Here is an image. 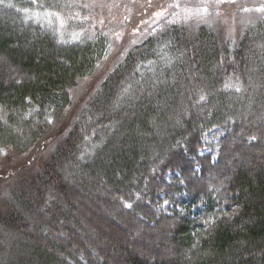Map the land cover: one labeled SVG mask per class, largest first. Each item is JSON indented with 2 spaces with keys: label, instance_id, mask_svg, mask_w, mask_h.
I'll list each match as a JSON object with an SVG mask.
<instances>
[{
  "label": "trees",
  "instance_id": "obj_1",
  "mask_svg": "<svg viewBox=\"0 0 264 264\" xmlns=\"http://www.w3.org/2000/svg\"><path fill=\"white\" fill-rule=\"evenodd\" d=\"M246 2L0 0V264H264V1ZM130 15L142 39L109 56Z\"/></svg>",
  "mask_w": 264,
  "mask_h": 264
},
{
  "label": "rangeland",
  "instance_id": "obj_2",
  "mask_svg": "<svg viewBox=\"0 0 264 264\" xmlns=\"http://www.w3.org/2000/svg\"><path fill=\"white\" fill-rule=\"evenodd\" d=\"M100 1H102V3H103V1H105V0H100ZM112 1L114 3L116 0H112ZM190 1L193 2V3H191L193 5L190 4ZM246 1H248V0H244V1H240V0H224V6L225 7L227 6L229 8V5L230 4L231 5L238 4L239 6L242 7V6L246 5V4H244ZM261 1H264V0H261ZM139 2H140L139 7L141 8V1H139ZM214 3H217L216 5H220L222 3V0H152V3L150 5V8L147 9V12H149L148 15L150 14L152 17L153 16H155V17L162 16V15H164L166 13L174 12L175 14H177V13L178 14H182V15H185L186 17H189V16L198 17V15H201L203 13V14L206 15V17H210L211 18L212 13H208V11L211 12L210 9H209V7H214L215 6ZM239 6L235 7L234 10L235 11H239L240 10V8H238ZM250 7L251 6L249 5L247 7V9H250ZM257 8L259 10L261 9V7H258V6H257ZM230 9H225L223 12H221L222 9H220V11L218 13V14H221V16H222L220 18H223V19L224 18L225 19L226 18H229V13L228 12L229 11H232V9L231 10ZM110 11H111L110 14L113 17L116 18V14H117V12H115L116 11V7H113V9L112 10L110 9ZM235 11H232V12L235 13ZM131 18L134 20L133 22H126L124 24V26H120L119 24H116V25H113V27L111 28L115 32L113 31L109 35H110V37H114L115 36V39L117 40V43L116 44L115 43L114 44L112 43V45L110 47L109 56H110V54L112 55V53L117 48H119L122 51V47L123 46L125 47L127 45L126 44L127 38H124L123 35L126 34V33H128V32H130V30H134V34L130 37L131 38V41L130 42H137L138 40L142 39L141 36L144 34L145 31H142L141 30V22H138V21L135 22L136 17L133 16V15L131 16ZM233 18H235V17H233ZM235 24H237V26L239 25V19L235 22ZM116 59L117 58H114V59H112L110 61L106 60L104 62V64L103 63L102 64H99V70L104 69V67H106V66H108V67L111 66L113 64L111 62H113ZM101 71H103V70H101ZM93 83H94L93 86H92V84H90V86H92V88L90 90H93V87L95 88L98 85V82L97 81H95ZM83 85H84V87L81 86L83 89L80 90V93L83 92V91H86V88H88L87 82H84ZM75 99H77V95L75 96ZM219 131L221 133V130H219ZM204 138H205L204 139L205 142H207V140L211 139L207 135ZM216 138L217 137H213V141H216ZM210 148H211V145H210V147H208V145H205V146H203L201 148V152L208 151V150H210ZM25 164H29V163L26 161ZM22 165H24V164H22ZM3 187L4 186H1L0 185V191L3 190ZM167 205H168V202L164 201L161 204V207L164 208V209H166V206Z\"/></svg>",
  "mask_w": 264,
  "mask_h": 264
}]
</instances>
